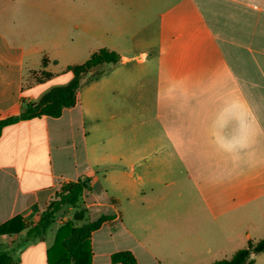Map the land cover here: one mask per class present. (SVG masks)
Returning a JSON list of instances; mask_svg holds the SVG:
<instances>
[{
	"label": "crops",
	"instance_id": "obj_1",
	"mask_svg": "<svg viewBox=\"0 0 264 264\" xmlns=\"http://www.w3.org/2000/svg\"><path fill=\"white\" fill-rule=\"evenodd\" d=\"M103 48L120 61L84 81L74 107L2 129L0 226L35 224L64 183L86 178V219H104L91 264H120L122 251L137 264H212L264 239V0H0V120L68 84V58ZM117 115L155 127L124 159L104 148ZM74 212L42 241L21 244L24 230L0 243L19 245L15 264H47Z\"/></svg>",
	"mask_w": 264,
	"mask_h": 264
},
{
	"label": "trees",
	"instance_id": "obj_2",
	"mask_svg": "<svg viewBox=\"0 0 264 264\" xmlns=\"http://www.w3.org/2000/svg\"><path fill=\"white\" fill-rule=\"evenodd\" d=\"M119 61L120 56L116 52L103 48L91 54L82 64L68 66L66 70L72 75L69 83L52 88L37 103L28 104L26 110L19 116L1 119L0 135L4 127L19 121L44 116L59 118L64 109L75 106L76 93L84 81L100 77L104 73L105 66L116 65ZM86 182L85 178L76 182L64 183L39 214L35 224L30 226L19 224L20 218L16 217L0 226V237L18 234L25 230L21 244L42 241L48 229L55 223L56 215L63 208L70 207L75 211L73 215H78L77 219L67 221L58 228L54 243L46 252L47 264H91L90 233L96 230L104 219L91 223L86 222L87 211L81 205L82 195L87 189ZM72 221L82 222L83 226H79L82 228L72 226ZM18 247L19 245L9 247L0 243V264H15L17 262L15 251ZM263 252L264 239L248 242L245 248L235 252L231 258L212 264H254L253 257ZM111 262L137 264L134 256L128 251L112 254Z\"/></svg>",
	"mask_w": 264,
	"mask_h": 264
},
{
	"label": "rangeland",
	"instance_id": "obj_3",
	"mask_svg": "<svg viewBox=\"0 0 264 264\" xmlns=\"http://www.w3.org/2000/svg\"><path fill=\"white\" fill-rule=\"evenodd\" d=\"M86 19H87V17H86ZM88 21H92V19H89ZM147 29L148 28L143 29V32H141L140 35H138V38H139V36H143V35L147 37V34H148ZM76 37H77V33L72 28L69 27L67 29V39H66V42H68L69 44H71L70 40H75ZM125 38L121 42L124 45L123 46L124 47L123 48L124 50H126V49H127V51L132 50L133 51V54H138L139 51L141 49H143V44L141 42H135V41L131 42L130 40L127 41ZM67 61L68 62L74 61V62H72L74 64H81V63H83V60H80V58H73V59L68 58ZM43 77L44 76L42 74L41 75H37L36 80L38 81L39 79H42ZM122 116L123 115H117L116 116V119H115V121L117 122L118 126H121L120 128H118V133L119 134L116 135L114 138H111L110 141H106L105 142V145H104V148L110 147L111 149H114L116 151L119 150L117 153H119L120 155H122V157L124 159L125 156H126L125 155V150L127 149V146L134 148V147H136L137 145H139L141 143L143 144V143H146L147 141L150 142L151 141V133H152V130L155 129V127L152 125V121H150L149 123H147V124H145L143 126L140 125L138 127L132 128V129H130V128L129 129H126V128L123 127L124 121H123ZM120 122H122V123H120ZM124 132H125V134L126 133H133L134 134L133 139H130L129 140V145L125 143ZM140 136H142L141 139H140ZM64 215L65 216H69V214L66 213V212H65ZM77 216L78 215H72L71 218L75 220V219H77ZM67 220H69L68 217H67ZM58 222H60V221H58ZM87 223H91V220L88 219L87 220ZM71 225L72 226H75V228H82V227H79V226H83L82 222L81 223H77L75 221H72ZM56 227H57V224L55 223L48 230V235L50 237L53 236L52 235V232L55 231ZM253 237L256 240H252L250 242H256V241H258V239L259 240L260 239H263V238H260V237H262L261 234H258V236H257V234H255ZM257 237H259V238H257ZM247 244H245L244 248L247 246ZM4 245L11 247V245H7V244H4ZM15 246H18V244H14L13 243V247H15ZM253 260H254L255 264H264V254L257 255L255 257H253Z\"/></svg>",
	"mask_w": 264,
	"mask_h": 264
},
{
	"label": "clouds",
	"instance_id": "obj_4",
	"mask_svg": "<svg viewBox=\"0 0 264 264\" xmlns=\"http://www.w3.org/2000/svg\"><path fill=\"white\" fill-rule=\"evenodd\" d=\"M232 108L242 112V103L240 101H235L232 105ZM222 147H224L226 150H231L232 148L231 145H222Z\"/></svg>",
	"mask_w": 264,
	"mask_h": 264
}]
</instances>
